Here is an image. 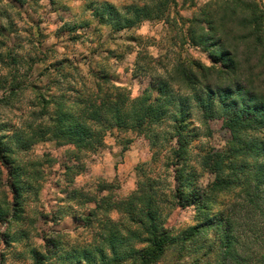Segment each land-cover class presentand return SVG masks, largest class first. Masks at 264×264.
<instances>
[{"label": "trees", "instance_id": "16d2710c", "mask_svg": "<svg viewBox=\"0 0 264 264\" xmlns=\"http://www.w3.org/2000/svg\"><path fill=\"white\" fill-rule=\"evenodd\" d=\"M175 7L177 0H143L123 9L102 3L93 7V17L119 32L145 21H168ZM184 21L188 45L204 52L210 64L176 63L173 74L150 78L137 97L93 70L89 82L58 80L27 89L18 81V69L3 72L18 64V56L12 50L0 54V64L4 57L9 61L0 70V108L13 106L25 90L34 94L19 126L0 121V223L7 228L0 239L5 245L24 236L22 230L11 235L8 229L25 224L21 198L32 188L24 178L26 167L35 163L19 155L37 143L55 141L72 146L76 161L78 154L101 148L106 134L116 130L143 137L151 149L165 148L162 172H145L135 190L116 201L74 189L70 201L94 205L80 218L87 237L72 244L67 234H42L43 246L30 251L32 264H158L172 244L186 252L193 246L191 264H264V9L258 0H209ZM64 63H56L55 71L67 80L63 70L77 67ZM212 120L221 122L230 140L224 149L203 155V169L213 179L201 186V176L189 165V150L199 135L194 121L206 127ZM165 127L161 137L158 129ZM157 161L154 153L152 164ZM109 189L100 186V192ZM235 190L231 199L218 201ZM215 205L221 209L211 213ZM190 207L200 212L197 223L174 233L166 225L169 215ZM66 215L50 221L57 224ZM209 231L216 245H205ZM183 257L177 255L174 264Z\"/></svg>", "mask_w": 264, "mask_h": 264}, {"label": "rangeland", "instance_id": "374dc122", "mask_svg": "<svg viewBox=\"0 0 264 264\" xmlns=\"http://www.w3.org/2000/svg\"><path fill=\"white\" fill-rule=\"evenodd\" d=\"M207 1L177 0V7L168 21H145L137 28L116 32L96 22L93 7L109 3L123 9L142 4L143 0H27L23 3L0 0V43L6 45H0V54L6 56L12 50L19 60L17 65H11L3 72L18 69V81L28 89L34 85L41 88L58 80L61 84L71 79L89 82L88 73L100 71L117 86L126 88L132 97H137L147 87L150 78L173 74L176 63L198 60L207 66L210 64L204 52L188 45V23L184 21ZM258 1L264 9V0ZM4 60L0 70L9 62L7 57ZM62 61H66V67L70 64L77 67V70H63L67 80L55 71V64ZM53 92H56L55 87L51 88ZM33 100L32 91L25 90L13 106L0 108V121L19 126ZM194 125L199 135L190 147L189 165L201 176L199 184L206 186L213 176L203 169L201 159L206 152L224 149L230 134L218 120L210 121L206 127L197 121ZM166 131V127L158 129L161 137ZM74 153L70 145L48 141L37 143L19 155L23 162L35 163L26 167L24 179L29 180L32 188L24 191L21 198L27 220L21 226L14 223L8 229L11 235L20 234L21 230L24 232L19 243L5 245L0 239V264H32L30 251L43 246L42 234L58 232L67 234L65 240L72 244L83 242L87 232L82 229L80 218L87 216L94 205L79 202V198L70 201L72 191L77 189L98 198L108 196L116 201L135 190L145 172L154 169L161 173L160 165L167 155L165 148L160 151L151 149L143 137L116 130L106 134L101 148L78 154L76 161ZM154 153L158 161L153 165ZM76 164L82 165V169L75 168ZM67 167L71 169L66 170ZM71 178L73 182L69 183ZM103 184L110 187L108 193L100 192ZM236 193L237 190L226 197L221 196L218 201L231 199ZM220 209V205H215L210 212ZM64 214L66 217L59 223L50 221L52 216L60 218ZM199 214L194 207L176 208L166 225L177 233L195 225ZM42 215L47 218L43 219ZM109 215L117 218L116 212ZM6 231V225L0 223V233ZM209 244L216 245L211 231L206 234L205 245ZM177 246L172 244L158 264H174L177 255L185 256L178 261L179 264H191L195 259L193 246L187 252Z\"/></svg>", "mask_w": 264, "mask_h": 264}]
</instances>
